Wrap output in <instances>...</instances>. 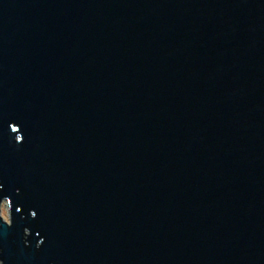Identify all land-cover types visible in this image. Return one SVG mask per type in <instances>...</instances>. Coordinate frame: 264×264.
Listing matches in <instances>:
<instances>
[{"label":"water","instance_id":"obj_1","mask_svg":"<svg viewBox=\"0 0 264 264\" xmlns=\"http://www.w3.org/2000/svg\"><path fill=\"white\" fill-rule=\"evenodd\" d=\"M0 264H264V0H0Z\"/></svg>","mask_w":264,"mask_h":264},{"label":"rangeland","instance_id":"obj_2","mask_svg":"<svg viewBox=\"0 0 264 264\" xmlns=\"http://www.w3.org/2000/svg\"><path fill=\"white\" fill-rule=\"evenodd\" d=\"M1 215L3 216V219L6 222H9V219H10V215H9V205L6 203V201H4L2 203Z\"/></svg>","mask_w":264,"mask_h":264},{"label":"flooded vegetation","instance_id":"obj_3","mask_svg":"<svg viewBox=\"0 0 264 264\" xmlns=\"http://www.w3.org/2000/svg\"><path fill=\"white\" fill-rule=\"evenodd\" d=\"M4 201H5V200H4ZM4 201H3V202H4ZM3 202H2V203H3ZM2 203H1V210H2ZM6 203H7V201H6ZM0 216H2V215H1V212H0ZM2 217H3V216H2ZM8 223L10 224V219H9V222H8Z\"/></svg>","mask_w":264,"mask_h":264}]
</instances>
